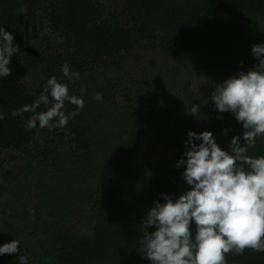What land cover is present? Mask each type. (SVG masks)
Listing matches in <instances>:
<instances>
[{"label":"trees","instance_id":"1","mask_svg":"<svg viewBox=\"0 0 264 264\" xmlns=\"http://www.w3.org/2000/svg\"><path fill=\"white\" fill-rule=\"evenodd\" d=\"M125 11L133 27L120 23L98 0H47L50 26L70 41V48L56 54L31 50L25 40L23 3L19 10L11 0H0V25L12 32L20 45V51L10 58L12 75L0 78V111L5 113V119L0 120V150L26 151L31 145L35 128L24 126L31 113L13 117L11 111L39 96L49 76L65 80L60 71L64 62L80 76L98 61L121 70L122 54L133 55L136 44H141L148 50L159 47L179 60L191 57L204 72L194 103L200 111L194 115L189 112L177 127L157 120H148L144 126L158 134V140L165 139L164 146L170 147L168 155L173 156L147 166L144 180L150 189L148 195L123 198L117 192L104 193L95 203L92 234L76 235L70 230L52 234L51 241L59 244L57 252L46 249L28 259V264H150L139 253V222L162 193L179 195L189 187L182 178L183 166H176L185 151L188 130H211L226 150L232 136L244 131L233 114L216 109L210 94L216 83L255 65L251 45L264 41V0H125ZM80 82L86 104L68 121V127L80 137L85 151L101 156L120 139L115 101L89 78ZM97 92L103 94L102 101L94 99ZM74 107L66 103L65 111ZM248 154L264 155V136L256 138ZM9 176L8 171L4 181ZM9 240L3 236L0 243ZM21 255L4 254L0 264H23ZM226 260L227 264H264V252L246 248L241 255L226 254Z\"/></svg>","mask_w":264,"mask_h":264},{"label":"rangeland","instance_id":"2","mask_svg":"<svg viewBox=\"0 0 264 264\" xmlns=\"http://www.w3.org/2000/svg\"><path fill=\"white\" fill-rule=\"evenodd\" d=\"M11 1L22 9L24 0ZM98 1L120 23L133 27L125 0ZM29 28L31 50L58 54L70 48L69 39L49 24L47 0H35ZM121 58V70L98 61L69 83L73 92L81 93L80 81L89 78L100 92L113 95L120 139L104 154L85 151L68 123L63 128H35L26 151L0 150V238L18 239L19 253L28 259L46 249L57 252L59 244L51 241L52 234L65 230L92 234L95 203L104 193L117 192L123 198L148 195L147 166L173 158L165 139L158 140V134L144 126L148 120L179 126L204 81L202 68L191 57L179 60L159 47L148 50L141 44H136L133 55L123 53Z\"/></svg>","mask_w":264,"mask_h":264},{"label":"clouds","instance_id":"3","mask_svg":"<svg viewBox=\"0 0 264 264\" xmlns=\"http://www.w3.org/2000/svg\"><path fill=\"white\" fill-rule=\"evenodd\" d=\"M19 51L13 33L0 25V78L12 75L10 58ZM251 53L255 65L216 83L210 94L219 112H230L242 124V135H233L226 150L211 130H188L176 166H183L189 187L179 195L162 193L139 222V253L150 264H227L230 252H264V155L248 154L256 138L264 136V41L253 43ZM60 71L65 80L49 76L39 96L11 111L13 117L31 113L26 129L63 128L84 109V90L76 95L69 89L80 73L67 62ZM94 99L102 101L103 94L97 92ZM66 103L74 109L66 112ZM198 111L194 104L189 112ZM19 252L16 238L0 243V256ZM20 260L28 264L27 256Z\"/></svg>","mask_w":264,"mask_h":264},{"label":"water","instance_id":"4","mask_svg":"<svg viewBox=\"0 0 264 264\" xmlns=\"http://www.w3.org/2000/svg\"><path fill=\"white\" fill-rule=\"evenodd\" d=\"M35 0H24L23 9H24V18H25V40L26 44L29 46V19L32 11V6Z\"/></svg>","mask_w":264,"mask_h":264}]
</instances>
